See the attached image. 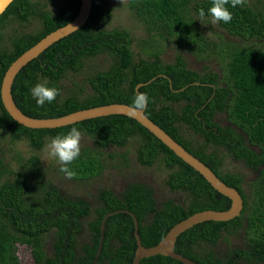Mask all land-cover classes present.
<instances>
[{
  "label": "trees",
  "instance_id": "16d2710c",
  "mask_svg": "<svg viewBox=\"0 0 264 264\" xmlns=\"http://www.w3.org/2000/svg\"><path fill=\"white\" fill-rule=\"evenodd\" d=\"M211 3L212 0H129L128 7L146 30L160 39L175 41L177 51L172 61L164 62L158 50L135 60L127 29L100 26L109 15L108 0H92L85 23L27 61L15 74L10 92L23 113L39 118L113 102L131 105L136 92H146L149 100L144 114L242 197L238 216L193 224L177 235L174 251L200 264H264V9H255L246 0L235 8L229 3L232 19L216 23L227 34L247 43L227 46L219 53L220 72H201L187 66L182 52L190 51L199 57L208 49L210 42L199 24L210 17L199 18L198 11L203 8L207 12ZM79 5L80 0H61L56 8L45 9V5L31 0H12L0 14V83L13 59L71 21ZM31 16L39 21L37 30H16L5 39L2 30L9 19L21 23ZM100 54L108 57L105 69L85 71L81 82L74 83L77 89L63 90L61 80L68 73L82 71L88 59ZM38 81L59 89L51 103L37 105L31 97L30 88ZM218 115L227 123L220 124ZM73 126L91 141V145L80 147V155L68 165L73 177L99 175L107 166V148L123 147L130 138H137L136 160L149 166L161 157L170 170L165 185L188 194L189 200L167 197L158 202L149 185L129 181L119 193L107 187L98 189L97 204L92 206L86 199L67 196L44 182L35 155L29 157L28 170H11L6 164L2 155L5 135L12 140L25 139L39 149L45 136L52 138ZM182 126L191 132V138L182 135ZM219 147L256 173L249 183V193L240 173L222 171ZM119 155L126 157L123 152ZM4 175L0 181V264H18V244L30 249L33 264H92L95 258L94 264H132L136 240L133 218L127 211L137 219L141 244L152 246L190 214L203 209L225 210L231 203L132 117L108 114L59 127L30 128L15 121L0 99V178ZM110 211L113 213L106 216L101 232V220ZM82 220H87L88 240L77 244ZM240 229L248 246L230 253L219 252V240H226L227 235ZM46 236H50V252L45 250ZM139 264L184 263L155 254L142 257Z\"/></svg>",
  "mask_w": 264,
  "mask_h": 264
},
{
  "label": "rangeland",
  "instance_id": "374dc122",
  "mask_svg": "<svg viewBox=\"0 0 264 264\" xmlns=\"http://www.w3.org/2000/svg\"><path fill=\"white\" fill-rule=\"evenodd\" d=\"M41 5H45V9H52L59 6L61 0H31ZM129 0H108V18L101 23L102 28L111 29L113 27L125 28L128 30L132 42L131 49L134 59L140 56L145 57L147 52L158 50L161 59L164 62L172 61L175 53V41L173 39H160L156 34L146 30L144 25L134 16L128 7ZM246 2L255 9H264V0H246ZM211 18L201 19L200 28L206 38L210 42L208 49H206L199 57L190 51L183 50L182 54L185 58L187 66L197 71L212 70L220 72L221 61L220 52L226 49L227 46L237 44L243 45L247 42L240 40L237 37L227 34L217 23H211ZM39 28V21L35 17H30L26 22H17L14 19H9L7 25L3 28V33L7 35L10 32H33ZM108 57L105 54H100L85 62V69L78 73H68L64 79L61 80L63 90L77 89L74 83L81 82V78L85 71L105 69L108 65ZM84 87V86H83ZM83 94V93H79ZM216 120L224 125L227 121L222 115H218ZM182 135L189 139L191 132L187 131L184 126L181 127ZM193 137L192 139H194ZM49 136H45L43 144L39 149L31 147L27 140L19 139L12 140L8 135L2 139V155L6 164L11 170H28L29 157L37 156L39 160V171L41 179L53 186H56L63 194L76 198L82 197L89 201L92 206L97 204V190L102 187L110 188L113 192L119 193L129 181H139L149 185L153 189L155 199L159 202L167 197L179 200H189V195L170 190L164 183L169 169L164 165L162 158H157L153 164L149 166L141 165L135 156L137 147V138H130L123 147L111 146L106 149L104 155L105 169L95 176L86 178H75L72 175L66 176L60 171L61 163L56 157L49 154L47 145L50 140ZM91 145L90 139L81 134L80 147ZM123 152L126 157L123 159L119 153ZM218 152L222 156L221 169L222 171L238 172L243 177V186L247 193L250 192L249 183L256 175V173L246 167L242 161H236L227 155L226 150L222 147L218 148ZM110 153H117V155H110ZM4 175L0 181L4 179ZM82 220L83 227L80 233L76 236L77 244H81L88 240V233L85 229V222ZM226 240L220 239L217 244V249L222 253H230L234 250L246 248L248 240L244 232L240 229L234 234L226 236ZM45 250L50 252V236L45 237ZM18 264H33L30 254V249L25 245H17ZM244 262V260H240Z\"/></svg>",
  "mask_w": 264,
  "mask_h": 264
},
{
  "label": "water",
  "instance_id": "95a60500",
  "mask_svg": "<svg viewBox=\"0 0 264 264\" xmlns=\"http://www.w3.org/2000/svg\"><path fill=\"white\" fill-rule=\"evenodd\" d=\"M12 0H0V14L5 10ZM92 0H80L79 10L75 17L67 22L66 24L50 31L42 38H40L35 44L30 46L28 49L23 51L15 59L11 61L8 65L1 79L0 83V99L3 107L8 112V114L18 123L30 127V128H53L59 127L66 124H71L76 121L83 119H88L92 117H98L108 114H124L126 116L134 118L144 127H146L151 133H153L160 141H162L169 149H171L178 157H180L184 162L198 171L206 181L218 192L227 196L231 203L228 209L225 210H213V209H203L196 211L186 218L175 223L167 231V233L152 246H144L141 244L139 235L137 234L138 222L135 215L127 210L133 218L134 223V237L136 240V249L132 259V264H139L142 257H147L155 254L170 256L184 264H200L197 263L177 252L174 251V243L177 235L189 228L193 224H196L205 220H229L235 216H238L242 209V197L239 192L232 186L225 184L222 180L217 177V175L202 161L197 157L192 155L187 151L182 145L176 142L168 133H166L159 125L153 122L149 117L144 114L143 110L134 111L131 105L125 103H108L83 109H78L61 115L58 117H31L23 113L15 104L10 89L13 78L18 70L29 60L34 58L39 52H41L45 47H47L53 41L67 35L68 33L76 30L82 26L90 13ZM140 85V84H138ZM123 210V209H119ZM115 210V211H119ZM113 211L107 212L100 224L101 232L104 228V220L107 215L112 214ZM102 239V233L100 235V242ZM100 245L97 250L96 257L98 255ZM96 258L93 260L94 264Z\"/></svg>",
  "mask_w": 264,
  "mask_h": 264
},
{
  "label": "clouds",
  "instance_id": "9594fccd",
  "mask_svg": "<svg viewBox=\"0 0 264 264\" xmlns=\"http://www.w3.org/2000/svg\"><path fill=\"white\" fill-rule=\"evenodd\" d=\"M229 3L231 8H235L242 4L243 0H212L207 12L203 8L198 11V17L204 18L207 15L211 18V23L217 21L228 23L232 19V12L228 7ZM30 94L37 105H44L46 102L51 103L55 100L59 94V89L54 85L38 81L30 88ZM148 100L149 97L146 92H136L131 101L132 110H143ZM80 138L81 131L73 126L66 132L53 136L47 145L49 154L56 157L61 163L60 171L69 177L73 173L68 165L80 155Z\"/></svg>",
  "mask_w": 264,
  "mask_h": 264
}]
</instances>
